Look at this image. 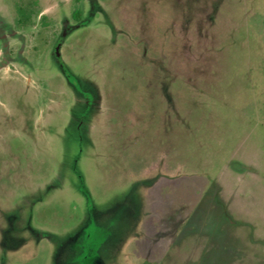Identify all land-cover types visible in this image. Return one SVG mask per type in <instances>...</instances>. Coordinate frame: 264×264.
I'll use <instances>...</instances> for the list:
<instances>
[{
    "label": "rangeland",
    "instance_id": "1",
    "mask_svg": "<svg viewBox=\"0 0 264 264\" xmlns=\"http://www.w3.org/2000/svg\"><path fill=\"white\" fill-rule=\"evenodd\" d=\"M87 201L100 264H264V0H0V264Z\"/></svg>",
    "mask_w": 264,
    "mask_h": 264
},
{
    "label": "flooded vegetation",
    "instance_id": "2",
    "mask_svg": "<svg viewBox=\"0 0 264 264\" xmlns=\"http://www.w3.org/2000/svg\"><path fill=\"white\" fill-rule=\"evenodd\" d=\"M84 193L86 194V191ZM86 196L87 200L90 199L88 195ZM90 204L92 203L87 201L88 220L86 226H82L80 230L76 231L72 236H68V238L63 239L59 237L56 239L57 241H53L56 244L54 255L55 264H100L101 258L98 254V249L106 239V232L94 221V215L90 212ZM22 219V217H19L15 221L21 223L23 222ZM28 222L27 218L26 226H29V230L35 235L34 230ZM11 238L12 236H8V239ZM67 247L71 248V251L67 252L66 261H63L62 257ZM3 260L5 261V258Z\"/></svg>",
    "mask_w": 264,
    "mask_h": 264
},
{
    "label": "trees",
    "instance_id": "3",
    "mask_svg": "<svg viewBox=\"0 0 264 264\" xmlns=\"http://www.w3.org/2000/svg\"><path fill=\"white\" fill-rule=\"evenodd\" d=\"M19 13L22 15L21 20L23 21V18H24L23 15H25V11L23 9L19 8Z\"/></svg>",
    "mask_w": 264,
    "mask_h": 264
},
{
    "label": "water",
    "instance_id": "4",
    "mask_svg": "<svg viewBox=\"0 0 264 264\" xmlns=\"http://www.w3.org/2000/svg\"><path fill=\"white\" fill-rule=\"evenodd\" d=\"M57 49L59 50V47H57ZM57 54H59V51L57 52Z\"/></svg>",
    "mask_w": 264,
    "mask_h": 264
}]
</instances>
